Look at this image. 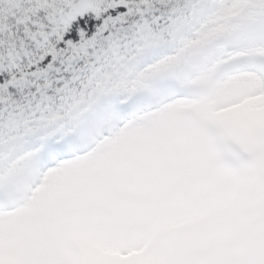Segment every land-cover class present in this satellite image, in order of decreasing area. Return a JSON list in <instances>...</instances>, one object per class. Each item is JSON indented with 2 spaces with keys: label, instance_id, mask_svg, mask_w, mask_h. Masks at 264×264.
I'll return each instance as SVG.
<instances>
[{
  "label": "snow or ice",
  "instance_id": "obj_1",
  "mask_svg": "<svg viewBox=\"0 0 264 264\" xmlns=\"http://www.w3.org/2000/svg\"><path fill=\"white\" fill-rule=\"evenodd\" d=\"M0 264H264V0H0Z\"/></svg>",
  "mask_w": 264,
  "mask_h": 264
}]
</instances>
